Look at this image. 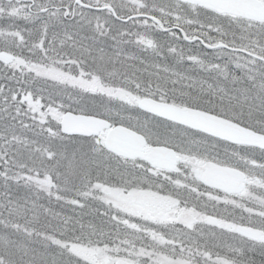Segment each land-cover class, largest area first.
Returning a JSON list of instances; mask_svg holds the SVG:
<instances>
[{"label": "snow or ice", "instance_id": "snow-or-ice-1", "mask_svg": "<svg viewBox=\"0 0 264 264\" xmlns=\"http://www.w3.org/2000/svg\"><path fill=\"white\" fill-rule=\"evenodd\" d=\"M0 264H264V0H0Z\"/></svg>", "mask_w": 264, "mask_h": 264}]
</instances>
